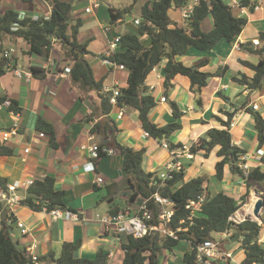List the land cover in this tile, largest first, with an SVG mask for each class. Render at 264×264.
Returning a JSON list of instances; mask_svg holds the SVG:
<instances>
[{
	"label": "crops",
	"instance_id": "1",
	"mask_svg": "<svg viewBox=\"0 0 264 264\" xmlns=\"http://www.w3.org/2000/svg\"><path fill=\"white\" fill-rule=\"evenodd\" d=\"M66 1L72 5L69 12L70 23L81 19L77 39L80 42H88L89 52L86 58L91 64L94 77L97 80L102 79L103 89L125 86L127 71L104 62L108 43L116 34L134 32L137 26L133 21L135 18L140 19L141 6L147 0H137L132 7L134 11L132 19L125 21L122 18L116 24L109 22V7L117 8L115 5L121 4L125 6L130 0H107L105 5L100 0V6L90 13L84 11L79 0ZM223 1L231 7L234 16L247 19L241 32L232 41L224 39L218 41L209 50H199L191 46L185 54L177 56L176 59L193 67L200 61L207 60L201 70L212 73L218 68H224L225 71L223 70L220 75L208 77L206 85L198 90L190 88L187 76L177 74L172 80V87L165 89L163 67L166 60L163 59L151 70L144 83L147 93L152 94L157 101L148 116L159 126L170 123L175 120L171 102L177 104L182 112L176 119L180 122L181 128L173 132L169 140H164L179 149L182 146L188 149L190 144L209 128H221L222 121L226 122L231 143L248 155L246 162L253 168L262 165L261 155H257V151L264 154V142L258 145L255 126L258 115L264 120V75L258 88H249L233 77L245 75L250 80L255 74V70L243 61L256 64L259 56L241 49L240 44L248 43L251 44L249 46L252 50L256 49L257 45L252 44L253 40H260V33L264 32V0H251L255 7L240 5V0ZM51 7L48 0L30 2L0 0V12L7 8L15 9L20 17L29 16L33 19L39 16L48 17ZM180 8L172 6L168 10V15L175 25L185 27L187 21L181 19ZM212 25L210 15L201 22L202 30H209ZM107 26L110 30L104 31V27ZM142 42L148 45L149 37L143 36ZM9 43H14L9 37H3L0 41L1 48L15 49L16 60L13 68L30 71L28 68L32 66L42 70L44 74L41 77H18L14 75L13 68H8L5 74L0 76V96L11 98L20 108L18 119L6 111L0 113V128L13 123L20 128L19 135L5 142L12 146V154L0 155V176L6 178V185L16 184V189L23 191H28L31 185L27 180L34 181L44 176H52L55 189L64 191L63 202L77 216V219L53 217L48 211L34 210L19 202L13 206L12 213L15 220H22L26 224L28 230L23 234L19 231L20 228L11 222L14 237L21 246L32 245V252L38 257L53 252L54 257L58 258L64 241L79 240L80 246L74 252L76 257L93 260L101 249L107 254V264H121L124 252L120 243L125 241V238L121 236L120 239H116L97 217L124 209L135 212L142 198L129 200L132 186L127 182L123 171V155L118 150L111 147L113 153L104 152V155L95 160L94 170L90 171L86 170V165L92 159L82 145L87 142L100 143L102 135L91 133V127L97 121L106 124L108 119H113L118 127L115 133L118 143L136 150L145 149L142 157V168L145 172H160L164 162L169 158L168 150L160 146L162 140L158 141L146 133L135 109L128 106H112L108 115H99L100 104L93 92L84 100L80 99L79 92L76 86L71 84L68 75H61L59 72L63 63L58 55V44L52 49L49 58L44 60L38 56L24 54L22 48H25V43L20 38L15 41L17 47ZM45 64L48 65L46 68ZM162 96L166 97L165 101L160 100ZM253 103L258 105L256 109L252 107ZM120 108L123 113L118 117ZM38 118L53 126L54 144L50 142L47 133L44 138H36L37 132H43L37 129ZM90 135H93L91 139ZM26 146L30 148L28 152H24ZM182 158L188 160L182 161L185 170L184 181L196 176H205L209 194L210 180L216 183L213 194L224 191L239 199L242 194L247 193L246 202L237 210L240 216L249 217L262 225L258 242L264 247V207L260 211V219L252 215L254 202L260 195L264 196L261 184H248L242 176L231 171L229 164L224 166L223 178L218 180L214 176L216 157L213 154L209 158L199 155L187 158L181 155V160ZM98 176L102 177V182L96 181ZM16 230L19 233H16ZM236 237L221 242L219 250L226 254L215 259L216 264L241 263L244 250L241 248V241L235 240ZM190 249L188 241L179 240L172 249H164L161 252L158 264H186L183 254Z\"/></svg>",
	"mask_w": 264,
	"mask_h": 264
},
{
	"label": "trees",
	"instance_id": "2",
	"mask_svg": "<svg viewBox=\"0 0 264 264\" xmlns=\"http://www.w3.org/2000/svg\"><path fill=\"white\" fill-rule=\"evenodd\" d=\"M30 2L32 0H22ZM137 0H132L123 8L109 7L110 24H116L123 18L124 14L131 10ZM51 12L48 17L39 16L35 19L19 16L15 9L7 8L0 12V41L3 37H9L15 41L20 38L25 43L22 48L23 53L30 56H38L47 60L56 45L58 55L61 57L62 69L69 68L68 78L72 85L76 86L80 99L93 92L100 104V114L110 112L112 106H128L137 111V117L141 121L142 128L151 137L161 141L169 140V136L181 128V124L176 119L182 112L177 104L172 101V114L174 121L165 125H157L148 116L149 111L156 105L155 97L147 93L144 87L145 80L151 70L163 59V86L165 89L172 87V80L177 74L187 76L190 80V88L198 90L205 86L208 77L220 75L225 70L218 68L215 72H206L201 68L207 63L202 60L193 66H187L176 57L186 53L189 47L199 50H209L218 41L224 39L232 41L242 30L247 19L242 16H234L231 7L223 0H199L194 11L187 20V26L175 25L169 15L168 10L172 6L181 7L186 0H147L141 6L140 23L134 32L122 33L120 35L118 47L111 57V61L123 65L127 71L126 84L120 87V94L116 96V104L109 103L111 92H104L102 79H96L90 62L86 58L87 41L80 42L77 33L81 26V19H76L70 23L69 12L71 3L66 0H48ZM240 5L254 7L251 0H240ZM210 15L213 25L209 30H202L201 22ZM16 26V28H13ZM149 37V44L142 42V37ZM262 43V44H261ZM253 44V43H252ZM251 44H240V48L259 56L256 64L243 61L246 65L255 70L254 76L248 80L245 75L234 76L237 82L247 85L249 88H258L264 75V32L260 33L259 45L255 50L251 49ZM261 45V46H260ZM16 57L7 59L2 56L0 44V76L4 75L8 68H13ZM32 76L41 77L44 72L40 69L29 67ZM224 70V71H223ZM5 96H0L3 101ZM166 98V97H165ZM12 100V99H11ZM13 109L20 110L16 102L12 100ZM106 124L100 121L95 122L91 127V133L102 135L99 157L104 155L102 148H114L123 155V171L126 174L127 182L132 186L129 200L137 197L146 198L154 190H158L161 195L168 196L173 200V216L169 223L171 228L177 226L186 227V230L177 231V239L164 237L158 231L135 238L131 235H123L125 241H121L120 246L124 252L121 264H158V256L164 249H172L179 240L185 239L191 246L204 239H215L213 234L224 230H231L232 237L236 241H241V248L244 250V258L241 263L264 264V247L258 242V236L262 225L256 220L246 217L239 223L228 221L229 215L235 212L246 202L247 193L236 199L234 196L219 191L210 195L207 191L205 176H196L184 181L185 170L176 172L172 178L167 179L165 184L157 188L160 182L158 172H145L142 168V157L145 149H133L122 145L116 141L115 133L118 131L113 119H108ZM221 128H209L203 135L199 136L189 146L192 155H199L209 158L212 154L216 157L214 176L221 180L223 178L224 166L229 164L231 171L238 173L246 182L261 184L264 191V154L260 158L262 165L251 168L244 173L239 167V155L244 153L239 147L231 143V136L226 122L221 123ZM37 129L42 130L50 136V142L54 144L53 126L38 118ZM255 126L257 129V140L260 146L264 142V120L258 115ZM170 148H175L172 143ZM12 146L0 140V155H11ZM6 178L0 176V186L5 188ZM28 191L34 192V197H24L21 203L34 210H51L54 208L68 209L62 200L64 191L54 187V178L44 176L41 179L32 181ZM200 194H204V201L197 216L191 215L186 209V203L191 199H196ZM154 215L156 206L149 203ZM116 213L115 211H113ZM112 212V213H113ZM12 220L14 216L11 217ZM15 220V219H14ZM12 229V230H11ZM80 246V241H64L61 253L58 258L53 252L38 257L40 263H53L60 261V264H107V254L101 249L98 250L95 259L89 260L76 257L74 252ZM186 264H196V254L194 249H190L183 254ZM29 255L13 235L11 224L6 222L5 211L1 213L0 221V264H28L31 263ZM225 264H230L226 262Z\"/></svg>",
	"mask_w": 264,
	"mask_h": 264
},
{
	"label": "built area",
	"instance_id": "3",
	"mask_svg": "<svg viewBox=\"0 0 264 264\" xmlns=\"http://www.w3.org/2000/svg\"><path fill=\"white\" fill-rule=\"evenodd\" d=\"M199 0H188L186 1L180 8V16L181 19L187 21L190 19L194 7L196 3ZM80 3H82L84 11L87 13L93 12L95 9H97L100 6V0H79ZM256 5H254L255 7ZM23 17V16H22ZM21 18V17H20ZM134 24L138 25L140 23V19L135 18ZM13 28H16L14 26ZM110 27H104V31H109ZM120 35L116 34L114 35L109 43H108V49L106 51V57L104 59V62L108 65H116L119 69H125L123 65L117 64L108 57H111L113 53L116 51L119 43ZM253 44L256 46L259 44V40L255 39L253 40ZM15 54L14 47H7L2 49V56L4 58H11ZM48 65H44V68H46ZM11 69V68H10ZM69 71L68 67H65L64 70L59 71L61 75L67 74ZM14 75L18 77H27L30 78L32 76V73L30 71H22L21 69L13 68ZM104 92H111V95L109 96V103L112 105L116 104V96L120 94V87L114 86L112 88L105 87L103 89ZM161 101H165V96L160 97ZM14 105L12 103L11 98L6 97L3 101H0V113L1 111H6L10 116H12L15 119H18L20 117V110L13 109ZM18 107V106H15ZM252 107L256 109L258 105L256 103L252 104ZM122 109H119L118 117L122 116ZM233 124L231 123L230 126ZM147 133V132H146ZM20 134V128L16 123H13L7 127L0 128V140L3 142H7L10 138L17 136ZM45 133L39 131L37 132V139L44 138ZM93 137V135H90V139ZM35 138V139H36ZM160 146L168 150L169 158L164 162L162 166V170L158 172V176L160 179V182L157 184V188L163 186L165 184V181L167 179H170L173 177V175L176 172H179L181 169L184 168V164L181 161V155L191 158L192 153L189 152V148L186 149L185 146H182L181 149L179 148H170V144L166 140H162L160 143ZM82 148H85L88 150L89 157L92 159V161L88 162L86 165V170H94L95 168V160L99 158L100 154V144L99 142H91L87 144H83ZM29 146H26L24 148V152L29 151ZM102 150L105 153H113V149L111 148H102ZM257 155L262 156L261 151H257ZM247 154H240L239 155V162L238 167L246 173L249 170V165L247 164ZM102 177L98 176L96 178L97 182H102ZM29 184L32 183V180H27ZM16 184H7L5 188L0 186V221H1V213L4 210L5 211V217L6 222L8 224H11V222L15 223V225L20 228L21 233L25 234L27 233V226L22 220H12V208L15 204H18L23 196H20L16 193ZM204 194H200L196 197V199L189 200L185 207L189 210L191 215L197 216L200 210V207L204 201ZM154 204L157 209L156 215H154L152 207H150V204ZM43 210L48 211L53 217L62 216L66 219H77L76 213H74L71 210L68 209H60V208H54L51 210H47L46 208H43ZM173 200L169 198L168 196H163L160 194V192L156 189L154 190L148 197L143 198L140 203L138 204L136 211L132 212L128 209H124L121 211H118L116 213H108L103 216L97 217V220L104 226L107 227L108 231H110L113 236L116 239H120L121 236L125 235H131L135 238L143 237L150 232L158 231L161 233L164 237H171L174 239H177V231L179 230H186V227L177 226L176 228H171L169 226V223L173 216ZM245 218L240 216L239 210H236L228 217V221L233 223H239L243 221ZM218 238L216 239H204L201 242L197 243L194 247L191 246V249L195 250L196 254V264H216L215 259H218L221 257V255H225L226 253H223L219 250V245H221V242L224 240H229L232 237L231 230H224L217 233ZM24 250L29 255L32 262L40 263L38 261V255L33 253V246L32 245H25ZM239 264H245V263H239ZM255 264V263H252Z\"/></svg>",
	"mask_w": 264,
	"mask_h": 264
},
{
	"label": "water",
	"instance_id": "4",
	"mask_svg": "<svg viewBox=\"0 0 264 264\" xmlns=\"http://www.w3.org/2000/svg\"><path fill=\"white\" fill-rule=\"evenodd\" d=\"M16 193L19 194L20 196H23V197H34V196H36V194L34 192L23 191L21 189H16ZM263 207H264V196L260 195L253 204V210H252L253 217L260 219V211ZM0 208H1V204H0ZM56 264H60V261L58 260L56 262Z\"/></svg>",
	"mask_w": 264,
	"mask_h": 264
},
{
	"label": "rangeland",
	"instance_id": "5",
	"mask_svg": "<svg viewBox=\"0 0 264 264\" xmlns=\"http://www.w3.org/2000/svg\"><path fill=\"white\" fill-rule=\"evenodd\" d=\"M132 0H130V2H131ZM108 1L107 0H102V3H103V5H105L106 3H107ZM115 6H117V8H123L124 7V5H115ZM134 14V11H133V9L131 8V10L130 11H128V12H126L125 14H124V16H123V20H128V19H132V15ZM4 43H5V41H4ZM9 44H11V45H13V46H15V47H17L18 45H16V44H14V43H9ZM3 49V48H2ZM19 55H21V53L19 52ZM19 63H22V61H19ZM19 67L21 68L22 66L21 65H19ZM181 161H188V160H186L185 158H182V160ZM160 170H162V168L160 169ZM216 178H214V180H215ZM210 182V190H211V192H210V194L212 195L213 193H214V186L216 185V183L214 182V181H212V180H210L209 181ZM211 186H213V187H211ZM218 187V186H217ZM19 231H20V229H19ZM19 231L18 230H16V233H19ZM213 236H214V238H216V237H218V235H216V234H213ZM119 241V240H118Z\"/></svg>",
	"mask_w": 264,
	"mask_h": 264
},
{
	"label": "bare ground",
	"instance_id": "6",
	"mask_svg": "<svg viewBox=\"0 0 264 264\" xmlns=\"http://www.w3.org/2000/svg\"><path fill=\"white\" fill-rule=\"evenodd\" d=\"M253 191V190H252Z\"/></svg>",
	"mask_w": 264,
	"mask_h": 264
}]
</instances>
